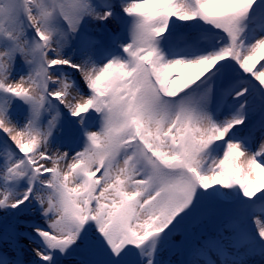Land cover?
<instances>
[{
	"label": "snow or ice",
	"instance_id": "6c2138e0",
	"mask_svg": "<svg viewBox=\"0 0 264 264\" xmlns=\"http://www.w3.org/2000/svg\"><path fill=\"white\" fill-rule=\"evenodd\" d=\"M0 246L264 264V0H0Z\"/></svg>",
	"mask_w": 264,
	"mask_h": 264
},
{
	"label": "rangeland",
	"instance_id": "374dc122",
	"mask_svg": "<svg viewBox=\"0 0 264 264\" xmlns=\"http://www.w3.org/2000/svg\"><path fill=\"white\" fill-rule=\"evenodd\" d=\"M113 27H115V26H113ZM22 243H25V244H26V242H24V241H22ZM0 250H3V247H2V246H0ZM9 254H11V253H9ZM72 259H73V260H74V259H78V257H73ZM162 259H164V260L171 259L173 262H176V261H178V260L181 259V256H180L178 253L175 254V255H171V256H169L168 253H165V254L163 255ZM69 264H71V261L69 262Z\"/></svg>",
	"mask_w": 264,
	"mask_h": 264
}]
</instances>
